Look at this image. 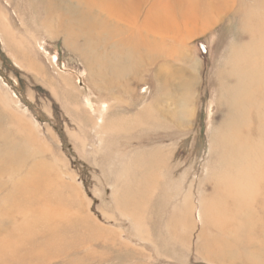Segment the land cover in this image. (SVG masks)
<instances>
[{
	"label": "rangeland",
	"instance_id": "374dc122",
	"mask_svg": "<svg viewBox=\"0 0 264 264\" xmlns=\"http://www.w3.org/2000/svg\"><path fill=\"white\" fill-rule=\"evenodd\" d=\"M76 12L0 0V149L14 150L0 162L8 155L19 169L0 173V198L22 187L33 209L13 225L39 224V209L59 202L73 225L96 226L53 264H264V0H148L135 24L102 11L113 24L84 29ZM157 22L169 29H149ZM115 26L129 34L124 58L90 69L84 43ZM227 98L251 105L231 117ZM228 121L248 142L224 162L215 141Z\"/></svg>",
	"mask_w": 264,
	"mask_h": 264
},
{
	"label": "bare ground",
	"instance_id": "6f19581e",
	"mask_svg": "<svg viewBox=\"0 0 264 264\" xmlns=\"http://www.w3.org/2000/svg\"><path fill=\"white\" fill-rule=\"evenodd\" d=\"M65 1L51 0L52 5L56 11H58V8H66L69 11L74 10L75 12L77 11L73 17H74V20H77L75 21L76 22L75 24H81L80 28L82 29H84L86 22H88V24H113L111 23V21H108V20L102 21L100 14H99L102 11L103 12L106 11L107 13L111 14L110 19H112V21L115 20L117 24L121 22L125 24L127 22H130L131 24H135L139 8L145 3L147 5V2H148V0H87V1L86 0H67L68 3H66ZM84 4L88 6L89 10L97 11V14H94L90 17H85L82 11V7ZM49 18L50 19L53 18V20L54 19L58 20L60 19V15L58 13L51 11ZM158 23L159 22H157V24L150 23L149 29H157L158 31H162L165 29L164 26H166V29H167L168 24L164 25V23L162 22L160 24ZM131 24H129V26H131ZM127 26H128V23H127ZM103 27L106 28L107 30L111 29V26L104 25ZM114 28H115V32H114L115 34L112 33L109 35L105 32H103L102 34L101 32L99 33L98 39L97 38L95 40L88 39L84 43L82 50L84 51L83 54H84L85 59L88 60V66L90 69L94 70L96 67H98L100 70H105L106 72H110L117 68L116 62L118 61V59L124 58L122 57L123 56L122 53L123 52L125 53L126 51L122 50L121 52L120 51L121 49H119V47H120V44L126 47V44L125 42H123L125 40L121 39L122 41H120L119 38L123 36L124 37L128 36L129 34H125L124 30L118 28L117 26H115ZM142 28L146 31L145 33L148 34V14L147 13H146L144 22H142ZM75 29H78V28H75ZM69 31H72V28ZM74 33H75L74 35H77V36L82 35V34H77V33H81V30L76 31ZM69 34L70 36L73 35L71 34V32ZM115 35H116V38L118 37L117 38L118 42L116 41V43H115L116 38H114ZM108 37L110 38L109 40H107ZM119 41H120V44H119ZM110 47L112 48V50H114V52H112L111 54H109V52L107 51L108 50L107 48H110ZM103 48L107 50H104ZM101 50L102 52L99 54L98 51H101ZM129 55H132V54H129ZM108 59H111L112 61H108ZM113 62H115V64ZM192 79L193 78L190 76V79L187 80V85H186L187 88L188 86L190 87V84H192ZM226 92L230 94V91L226 90ZM230 97H231V94H230ZM250 100L251 99H249V101ZM249 101H247V99L243 100L239 102L241 104V107L238 106V108H235L233 105L234 101H231V98H227L226 99V102H227L226 105L228 104L227 112L230 114L231 117L232 116L237 117L238 115L243 113V111L247 108V106L251 105L249 104ZM242 105L244 106V108L242 107ZM234 123L235 121L234 122L228 121V124L230 125V127L221 131L220 135L215 141L216 148L221 153L222 160L224 162L228 161L231 158V156L234 157L238 149H242V147H245L246 142H248V138H247L248 135L245 134L246 132L243 133V135L241 136L240 133H238L237 128L235 127L231 128ZM263 124H264V121L261 122V126H259L257 129V132L260 133L261 135L264 134ZM9 132L10 130L6 133H9ZM11 133L17 134L18 130H14V131L11 130ZM232 139H234V144L231 145L235 150L234 153L229 147V140H232ZM235 140L239 141L241 144L240 143L238 144V142L237 141L235 142ZM255 141H257V139ZM242 143H243V146H242ZM13 151L14 150L12 148H10V150L7 152L0 149V152H4V153H11ZM1 156L2 158H5V161L3 163L0 162V173H4L6 175L16 174L19 171V169L17 168L15 159L5 154ZM30 176L31 174L28 175L27 179H29ZM237 179L238 181L239 180L242 181L244 180V177L241 175ZM33 180L34 179H32L31 181ZM59 181H60L59 177H54L51 183L52 185H57ZM223 185L224 187H222V185L217 186V190L220 192L222 191V193H224L223 195L225 196L230 195V193L232 192L231 184L223 183ZM228 187H229V191H226ZM20 193H22L25 198H27L29 195L27 190L21 187V189H16L10 195V198H11L10 202L8 201L4 202L8 198L6 195L4 196L2 195L3 197L0 198V202H3L0 205L1 206L0 207V224L2 223L8 224V230H9V232L0 230V242H1L0 264H53L55 262L64 260L65 257L69 256L68 250L70 249L71 246H79L81 244L77 240L78 236H80L81 234H83L84 236V234L86 233L87 234L92 233L94 237V235L98 233V231H96V228H95L96 226H94L93 224L87 223L84 227H78V226L73 225L72 220H70L68 217H65V215L68 214L69 212L65 210L64 206L59 202L56 203L54 206H52L51 204H47L45 205V207H42L41 209H39V212L41 213L43 218H45L42 221H40L39 224L19 223L18 225H13L17 221L14 219L15 214H18V213L25 214V213H30L33 211V209H31L30 206L26 203V200L19 197ZM49 215L53 216L54 218L58 216L60 223L59 225L57 224L54 225L53 227L55 228H50L47 223L48 220H46V218H48ZM77 216L79 217L80 215L77 214ZM71 232H72V237L69 235V233ZM97 237L106 238V235H102L99 233ZM222 244L223 243L218 242V245L215 246L216 247L215 249H217L215 252V255L217 252H221L222 250L221 248L223 247ZM63 262L65 263L66 260Z\"/></svg>",
	"mask_w": 264,
	"mask_h": 264
}]
</instances>
